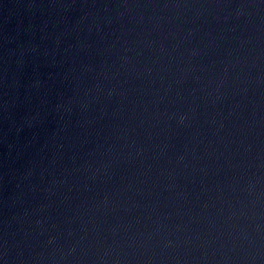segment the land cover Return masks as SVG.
I'll list each match as a JSON object with an SVG mask.
<instances>
[{"label":"water","instance_id":"95a60500","mask_svg":"<svg viewBox=\"0 0 264 264\" xmlns=\"http://www.w3.org/2000/svg\"><path fill=\"white\" fill-rule=\"evenodd\" d=\"M0 264H264V0H0Z\"/></svg>","mask_w":264,"mask_h":264}]
</instances>
